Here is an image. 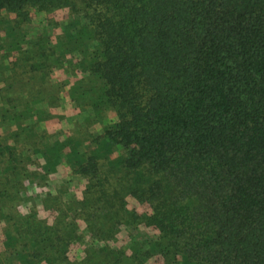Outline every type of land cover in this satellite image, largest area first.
Wrapping results in <instances>:
<instances>
[{"label": "trees", "instance_id": "trees-1", "mask_svg": "<svg viewBox=\"0 0 264 264\" xmlns=\"http://www.w3.org/2000/svg\"><path fill=\"white\" fill-rule=\"evenodd\" d=\"M0 123L12 264H264V0H0Z\"/></svg>", "mask_w": 264, "mask_h": 264}, {"label": "rangeland", "instance_id": "rangeland-1", "mask_svg": "<svg viewBox=\"0 0 264 264\" xmlns=\"http://www.w3.org/2000/svg\"><path fill=\"white\" fill-rule=\"evenodd\" d=\"M59 16V15H58ZM27 34H28V38H33L34 36H38L40 33H50L51 34V29L49 28V26L42 24V25H30L27 26ZM55 79H57L58 81H62L65 78V75L62 71H57L56 73L53 74ZM62 96H64L65 98L67 97L66 91L62 89L61 91ZM60 111V112H59ZM78 111L73 109V107H69L67 108L66 106L61 107V109H56L53 111V113H55L54 115L58 116V115H66L67 118L72 117L71 119H69V121L65 122V121H58L57 118L48 121L47 123H45V126H42V128L45 127V132H47L49 135L48 136H52V139H50L49 141L53 140V137H62L64 135V133L69 134L70 133V125H72L73 123L77 122L79 123L78 125L83 127L84 126V114H78ZM105 116H107L108 118H110V120L113 119V114L112 112H108L107 114H105ZM14 129V126L8 125V124H1L0 123V133L3 135V137H6L8 134V131ZM91 132L93 133H99L100 131V127L95 125L92 126L90 129ZM87 148V147H86ZM16 150L18 153H22L23 147L21 145H18L16 147ZM32 161H35V159L32 157ZM34 165L36 166V163H34ZM31 167V166H30ZM34 168V167H33ZM33 170V169H32ZM36 185H28L26 184V189L24 190L25 193V198L27 199V201L29 200L30 202L28 203L29 205H31V203L33 204H38L39 200L44 197L45 193L48 192H53L55 193L56 191L60 190V189H67V191H69L68 194L65 195L64 199L65 200H73V196L71 192V190L75 191V193L78 192V189L80 187V180L78 177L71 175L69 172H67L66 170H62V172L59 171V173L57 175H54L53 178L47 180V182H38L35 183ZM65 192H67L66 190H64ZM24 207V206H23ZM24 210V208L22 209ZM48 214V213H47ZM45 214V215H47ZM45 215H42V217L45 218ZM46 219V218H45ZM80 225V229L83 230L84 229V225L82 223L79 224ZM83 234V233H82ZM140 234H142V232H140ZM84 235V234H83ZM124 234L119 236V239L121 240ZM2 239V224H0V240ZM83 244H73L71 246L70 249V254L72 252L74 253H78L81 252L82 250H84V247L86 245H88L90 243V241L88 239H84L82 240ZM120 245H123L120 244ZM0 262H2L3 264H12L13 261L12 259L8 258L4 253H1L0 255Z\"/></svg>", "mask_w": 264, "mask_h": 264}]
</instances>
